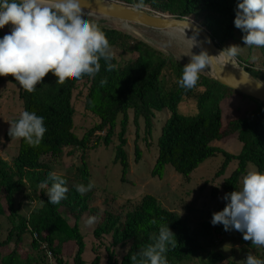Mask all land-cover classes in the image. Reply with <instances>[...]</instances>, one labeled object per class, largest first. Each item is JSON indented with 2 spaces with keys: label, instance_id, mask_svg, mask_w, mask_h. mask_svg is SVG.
Returning a JSON list of instances; mask_svg holds the SVG:
<instances>
[{
  "label": "trees",
  "instance_id": "16d2710c",
  "mask_svg": "<svg viewBox=\"0 0 264 264\" xmlns=\"http://www.w3.org/2000/svg\"><path fill=\"white\" fill-rule=\"evenodd\" d=\"M118 1L133 5L140 2ZM236 2L237 0H143L142 8L148 6L154 11L168 13L178 19L193 16L201 20L203 27L216 42V47L223 49L235 40L238 32L233 24ZM99 27L111 45L110 63L114 65L111 70H106L107 65L101 59L100 71L94 78L87 75L80 79L69 77L63 84L56 83V78L49 73L36 85L37 89L32 93L18 88L11 75L0 77V86L5 81L12 84L23 103V111L43 116L47 129L41 143L34 146L28 145L22 139L10 138L8 131L4 133L5 142L17 140L19 146L11 165L0 158V217L4 215L3 202L12 225L5 239L0 240V248L7 247L13 239L15 244L10 253L0 257V264H49L44 253L36 257L20 256L17 247L22 244L25 234L32 238L33 251H40L41 245L44 244L55 264H66L62 257L64 258V246L68 243H73L76 248L73 264H85V243L78 223L84 214L91 215L96 209L89 206L93 197L92 191L81 196L76 192L75 186L89 183L90 172L86 154L80 155V167L77 168L79 178L76 180L55 173L66 181L68 188L66 199L55 205L47 202L45 194L52 181L49 180L47 185L42 183L49 173L54 172L41 158H57L66 148L84 150L95 134L104 133L103 137L98 135L94 147L102 144L108 148L116 141L114 163L120 164V179L124 182L129 170L125 146L130 112L135 125L136 164L142 156L136 145L139 140L140 120L144 123L145 135H150L155 114L165 109L170 113L157 136V158L151 170L153 178L161 180L166 166H171L189 182L191 174L204 162L222 155L223 161L215 173V178L225 175L229 163L237 162L230 176L224 179L222 187L225 195L237 190L238 181L247 172L248 165L264 172V104L252 99L257 103L254 109L247 117H239L229 101L233 96L244 97L243 95L200 74L197 85L185 90L177 83L184 66L180 62L127 33ZM3 36L4 32L0 29V37ZM239 64L254 79L264 82L261 72L252 70L254 67ZM101 80L105 83L101 84ZM78 89L80 91L77 95L83 99V109L99 120L81 138L74 133L76 108L73 105V94ZM181 100L193 101L196 112L187 115L179 113L178 104ZM224 103L228 108L226 111L223 110ZM230 114L232 118H229ZM232 136H236L237 141L242 144L241 151L236 155L213 145L214 142H221ZM68 155L71 156L72 152ZM17 194H32L35 196L34 200L44 203L24 217L19 214L15 205ZM225 203L223 201L214 212L222 210ZM65 217L73 218L74 225L71 226ZM153 220L157 223L152 224ZM161 224H168L177 242L175 247H170L166 253L167 264H180L190 260L196 254L205 252L200 244L201 240L226 234L222 225H202L189 229L176 213L164 209L150 195H145L139 205L130 211L118 214L103 211L92 234L98 241L104 236H111V245L104 248L106 264H138L142 259L140 253L154 242L153 237L158 234ZM35 234L36 238L33 237ZM237 234L241 243L250 248L254 247L250 241L243 240L240 232L237 231ZM127 244H130L128 250L118 261L114 248ZM93 251L95 256L91 264H100V256L95 249ZM133 255L137 257L136 260L131 259ZM208 258V264L224 261V258L216 253L209 254ZM227 264L237 263L229 261Z\"/></svg>",
  "mask_w": 264,
  "mask_h": 264
},
{
  "label": "rangeland",
  "instance_id": "374dc122",
  "mask_svg": "<svg viewBox=\"0 0 264 264\" xmlns=\"http://www.w3.org/2000/svg\"><path fill=\"white\" fill-rule=\"evenodd\" d=\"M122 2V1H120ZM128 4L126 2H123ZM133 6V4H128ZM151 14L156 13L168 14L157 12L150 7H144ZM89 20L96 22L99 26L112 28L122 31L131 35L134 38L144 41L149 46L162 52L164 55L172 57L175 61L185 65L189 62L190 48L183 40V35L177 34L174 30H155L150 29L135 23L123 22L107 17L93 15L84 12ZM170 15V14H168ZM172 18H176L170 15ZM193 17V16H192ZM199 25L203 26L202 21L193 17ZM10 26L5 25L2 29L4 35L9 31ZM174 33L179 39L170 40L168 34ZM157 34V35H156ZM243 33L238 29L235 40L225 46L227 48L231 45L241 47L239 55L236 57V62L254 67L255 69L264 68V47L249 48L244 45L241 37ZM223 48V49H224ZM222 50V49H221ZM194 54L195 51L191 49ZM197 53V52H196ZM256 56L258 59L252 61L250 58ZM180 58V59H179ZM200 75L210 76L205 70L200 72ZM264 84V82H261ZM81 87V86H80ZM80 89L76 90L73 94V105L76 108L74 117V133L78 138H81L90 128H92L99 120L92 114L83 109V99L77 95ZM245 97V96H244ZM241 96H233L230 106H234L233 110L239 117H247L249 112L254 109L257 104L252 99H247ZM228 102V101H227ZM226 102V103H227ZM228 102V105H229ZM223 105V110L228 108ZM226 108V109H225ZM23 111V103L18 98L17 89L8 82H4L0 86V158L6 163H12V160L18 153V141L12 142L4 141V133L8 131L9 123L13 119L19 118L20 113ZM178 111L182 114H194L196 112L193 101L181 100L178 104ZM232 113V112H231ZM170 117L167 109L155 114L152 119V129L150 135H145L144 123L142 120L139 122V140L137 146L142 152L140 161L136 164L134 162V139H135V125L133 124L132 112L129 113V123L127 127L125 152L128 158L129 170L125 176V181H121V166L119 163H114V141L108 148L102 144L97 148L94 147V142L98 138L104 136V133L95 134L84 150L75 148H66L61 156L51 158L45 156L41 161L49 165L52 172L69 176L72 179H77V168L80 167V155L86 154V163L89 168L90 178L89 183L93 184L91 189L93 197L89 203L90 208L96 209L93 214H84L79 220L78 228L81 232L84 243L85 251L83 259L85 264H91L95 252L100 256V264H106V253L104 248L111 245V236H104L99 241L93 237V231L99 223V218L103 211L107 210L111 213L118 214L127 212L137 207L141 199L145 195L154 197L158 203L171 212L176 213L189 229H195L202 225H210L211 216L214 211L223 204L222 197L224 196L223 182L224 179L229 177L232 171L236 168L237 162L232 161L226 168L225 175L220 178H215V173L219 166L222 164V155H217L198 167L192 174L189 182H186L179 174H177L171 166H166L163 178L151 177V170L157 158L156 140L164 122ZM226 117V115H225ZM233 116L230 114L229 118ZM148 144V146H147ZM214 146L221 148L228 153L238 154L241 151L242 144L237 141L236 136H232L221 142H214ZM72 152L69 156L68 153ZM256 170L252 165H248L247 171ZM242 178L238 181L237 190L242 186ZM20 195L15 197V205L20 215L27 217L30 212L38 209L41 202L34 200L35 196L32 194ZM4 215L0 217L1 236L0 240H4L12 225L8 220V211L5 204L2 202ZM89 217H94V222L88 224ZM67 222L73 226L75 221L71 217H65ZM31 236L25 234L23 236L22 244L17 247L20 256L36 257L37 255L46 256L49 264H55L54 259L49 260L47 251L40 248V251L34 252L31 248ZM201 246L205 252H200L193 256L190 260L184 261L180 264H208L209 254L216 253L224 258V261L217 264H227V262H235L243 264L246 254L251 253L257 258L264 259V247L254 246L250 248L239 240L237 231H227L224 236L214 235L209 240H201ZM130 244L123 247L114 248L116 259L118 261L124 256ZM15 248L13 241L4 248H0V257L10 253ZM76 248L73 243H68L64 246L63 261L66 264H73V257Z\"/></svg>",
  "mask_w": 264,
  "mask_h": 264
},
{
  "label": "clouds",
  "instance_id": "9594fccd",
  "mask_svg": "<svg viewBox=\"0 0 264 264\" xmlns=\"http://www.w3.org/2000/svg\"><path fill=\"white\" fill-rule=\"evenodd\" d=\"M133 7L142 8L143 0ZM234 12L233 24L243 33L244 45L264 47V0H237ZM5 25L10 29L0 37V77L11 75L16 86L28 93L34 92L36 85L49 73L56 78V83L63 84L69 77L80 79L87 75L94 78L100 71L101 59L107 65L106 70L114 68L110 63L109 40L98 24L85 15L82 0H0V29ZM186 27L183 40L189 44L190 59L183 66L177 83L190 90L197 85L200 72L214 57H220L224 65L233 64L241 47L231 45L211 57L205 51L193 54L191 49L198 46V33L194 31L191 38H186ZM168 36L170 40L179 39L174 33ZM250 59L256 61L258 58L252 56ZM103 83L105 81L101 80ZM46 131L44 117L25 110L17 120L9 123L7 134L34 146L41 143ZM49 180L52 183L45 193L47 202L59 204L66 199V181L60 175L49 173L42 183L47 185ZM241 184L238 190L222 197L225 206L212 214L210 224L222 225L226 232L238 231L252 246L264 247V172L247 171ZM92 188V183L75 186L81 196ZM94 219L89 217L87 223L92 224ZM174 238L168 224H161L153 237L154 242L140 253L142 259L138 264H167L166 253L177 243ZM131 259L137 257L133 255ZM243 264H264V259L248 253Z\"/></svg>",
  "mask_w": 264,
  "mask_h": 264
},
{
  "label": "water",
  "instance_id": "95a60500",
  "mask_svg": "<svg viewBox=\"0 0 264 264\" xmlns=\"http://www.w3.org/2000/svg\"><path fill=\"white\" fill-rule=\"evenodd\" d=\"M82 9L86 13L107 17L123 22L135 23L155 30H173L179 27H190V33L197 32L196 37L203 51L211 57L217 55L221 49L216 47V42L210 33L201 25H190L186 19H163L153 15L145 8L136 9L118 0H82ZM212 78L217 83L245 97L264 104V84L254 79L243 70L236 62L226 65L220 63V57L211 61Z\"/></svg>",
  "mask_w": 264,
  "mask_h": 264
},
{
  "label": "bare ground",
  "instance_id": "6f19581e",
  "mask_svg": "<svg viewBox=\"0 0 264 264\" xmlns=\"http://www.w3.org/2000/svg\"><path fill=\"white\" fill-rule=\"evenodd\" d=\"M149 12V11H148ZM156 16H159V17H161V18H163V19H172V17L170 16V15H168V14H159V13H156L155 14ZM186 21L190 24V25H199L198 24V22L191 16V17H189L188 19H186ZM185 27H179V28H176V29H173L177 34H181V35H183V29H184ZM157 35V34H156ZM185 36H186V38H191L192 37V34L190 33V27L189 26H187L186 27V29H185ZM187 44H188V42H186ZM189 45V44H188ZM192 50L193 51H195L194 52V54H199L201 51H203L202 50V48H201V46H200V44L198 43V46H196V47H193L192 48ZM197 52V53H196ZM220 63H222V60H221V58H220ZM223 64V63H222ZM207 73H208V71L210 72V76H212L213 74H212V68H211V64H210V62H209V64H208V66L204 69Z\"/></svg>",
  "mask_w": 264,
  "mask_h": 264
},
{
  "label": "built area",
  "instance_id": "2783aa9c",
  "mask_svg": "<svg viewBox=\"0 0 264 264\" xmlns=\"http://www.w3.org/2000/svg\"><path fill=\"white\" fill-rule=\"evenodd\" d=\"M239 66L242 68L241 64H239ZM252 70L259 71V72H261L264 75V68L263 69H255V68H253ZM33 237L36 238L37 235L35 234ZM40 248L46 250V246L44 244H42ZM46 253H47L46 255L49 258V260H52L53 259L52 255L48 251Z\"/></svg>",
  "mask_w": 264,
  "mask_h": 264
}]
</instances>
